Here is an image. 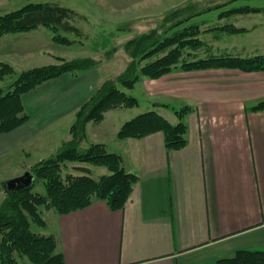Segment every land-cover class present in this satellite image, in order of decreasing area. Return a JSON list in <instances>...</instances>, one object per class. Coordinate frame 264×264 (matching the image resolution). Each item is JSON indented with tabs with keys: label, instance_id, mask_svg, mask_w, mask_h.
Segmentation results:
<instances>
[{
	"label": "crops",
	"instance_id": "0c3cea01",
	"mask_svg": "<svg viewBox=\"0 0 264 264\" xmlns=\"http://www.w3.org/2000/svg\"><path fill=\"white\" fill-rule=\"evenodd\" d=\"M15 2L0 0V13L20 9ZM208 25L199 36L204 53L194 54L196 58H210L207 51L213 48L219 50L213 57L264 54V48H250L248 43L226 48L228 43L213 35L223 33V26ZM43 29L0 40L44 35L45 43L52 42ZM2 45L0 62L17 66L18 59L31 60L35 67L42 58L47 59L44 64L52 60L40 50L25 56L17 50L4 54ZM101 79L97 68L65 74L23 96L27 121L0 133V170L6 167L7 182L52 157L69 141L77 110ZM142 87L148 109L118 125L111 123L109 129L114 133L111 153L121 157L126 172L138 177L124 207L112 210L96 200L66 214L46 209L47 219L41 214L44 233L55 237L64 264H218L241 250L264 251V110H253L264 101V71L177 67L157 79L144 78ZM107 112L100 122L86 125V140L94 131L86 145L103 144L108 151L109 144L99 137L105 132L97 134L96 128ZM147 112L171 125L183 122L185 147L168 149L160 131L139 139L117 138L124 123ZM60 125L62 133L51 135ZM30 151L35 161H22L19 154L30 156ZM85 167L91 174L93 166Z\"/></svg>",
	"mask_w": 264,
	"mask_h": 264
},
{
	"label": "trees",
	"instance_id": "16d2710c",
	"mask_svg": "<svg viewBox=\"0 0 264 264\" xmlns=\"http://www.w3.org/2000/svg\"><path fill=\"white\" fill-rule=\"evenodd\" d=\"M50 6L28 1L20 9L0 16V37L43 27L52 31V41H60L62 38L54 34L57 29L55 24L47 22L50 19L49 14L54 13ZM189 12L191 10H185L184 13L183 10H177L176 13L187 14L182 17L186 21L185 19L195 14L191 12L193 14L189 15ZM157 31L158 29L153 28L149 33H139L124 43L123 49L129 55L125 69L114 78L103 81L77 110L75 122L70 127L69 141L52 157L30 168L29 172L34 176L33 184L13 194L9 193L4 198L0 204V264H64L62 255L57 251L55 237L41 232L45 228L41 208L66 214L83 209L96 200L104 201L112 210H121L124 207L138 177L126 172L121 157L108 152L103 144L86 145L88 123L100 122L108 110L137 105V100L120 87L132 89L139 75L157 79L177 67L186 71L219 68L238 69L243 72L264 71V54L248 58L210 57L182 62L177 66L182 49L192 46L189 44L192 41L190 39L182 40L183 46L139 68L140 58L147 52L148 42L155 39ZM156 42L153 40L152 44ZM200 46L201 41L196 40L194 48ZM117 50L114 47L105 58L108 60L111 58L110 54L113 55ZM94 63L98 66L100 62L84 59L62 66L35 68L21 74L9 86L7 93L0 88V133H8L27 121L28 114L22 104L25 94L62 75L80 74L72 69H79L83 73L91 71L97 67ZM8 66L0 62V80L5 77L2 70H10ZM253 110H264V101L258 103ZM157 131L162 132L168 149L179 150L187 144V126L183 122L171 125L155 112H147L127 121L116 136L118 139H139ZM68 163H73L77 174L71 173ZM82 165L102 167L106 173L92 177L89 169ZM37 180L43 182L44 193L31 192ZM32 224L37 230L32 229ZM218 264H264V251L241 250L232 258L221 260Z\"/></svg>",
	"mask_w": 264,
	"mask_h": 264
},
{
	"label": "rangeland",
	"instance_id": "374dc122",
	"mask_svg": "<svg viewBox=\"0 0 264 264\" xmlns=\"http://www.w3.org/2000/svg\"><path fill=\"white\" fill-rule=\"evenodd\" d=\"M18 1L19 6H17V8H20L29 0H16L15 5ZM37 1L42 4L51 5L50 7L54 10V13L49 14L50 19L47 22L55 24L57 29L54 30V34H58L62 39L60 41H52L51 38L52 42L47 43H45L44 35H32V37L27 36L23 40L18 39L13 42H11L12 40L2 41L1 39L0 42L3 44L1 48L3 49L2 52H4V54H10L12 51L17 50V52L21 54H19L20 56H25L27 52L33 53L40 50L43 53L50 55L52 59L50 63L44 64L47 59L44 60L42 58L37 62L36 65L38 66L35 67L32 66L31 63H33V61L31 60L22 62L21 59H18L16 62L17 66L1 61L2 63L8 64V67H10V70H2L5 72V77L2 79V82H0V88L6 93L9 90V86L14 83L21 74L28 72V70L48 67L50 65L62 66L63 64L76 63L84 59H94L96 62H100L98 66L96 63H94V65L97 66L96 68L102 76V82L112 79L125 69L129 61V55H127L126 50L123 49L124 43L139 33H149L153 28L158 29L157 35L155 39L149 40L147 52H145L143 57L140 58L141 63L139 64V68L154 61L156 58L174 51L175 48L183 46L182 40H192L189 43L192 46L182 49L180 52L181 59L177 66H180L182 62L198 59L194 54L197 53L202 56L204 53L202 41L199 36L202 30L207 28L204 26L205 24H209L208 27L214 25L223 26L225 29L223 30V33L217 31L213 35L217 36V40L226 41V43H228L226 48L228 49L229 47L234 46L233 44L239 46L247 43V45H250V48H264V0ZM177 10H183V13L185 10H191V12L195 14L189 12V15H193L184 21L182 17L187 14H178L176 13ZM56 11L60 14H57ZM6 13L9 12L0 13V16L5 15ZM34 30L35 29L31 31ZM43 30L48 32L50 37L52 36L51 30H47V28ZM28 32L30 31L10 35L27 34ZM153 40H156L157 42L152 44ZM196 40L201 41V46L198 48H194ZM114 47H117L118 50L114 51L113 55L110 54L111 58L107 60L105 57ZM218 51L219 50L214 48L207 51L210 53L207 57H213L212 55ZM28 64L29 66H27ZM72 70L77 72V74L83 73L79 69ZM144 78L146 77L139 75L133 89L120 87L122 91L132 95L138 101V106L133 109L122 108L116 109L115 111L108 110L109 112L105 115L106 120L104 123L99 125V127H96L99 128L97 129V134H100L102 131L108 133L100 134L99 137H101L100 139L105 141V143L109 144V152L113 150L114 137V133H111V131L109 132L111 123L118 125L119 123L126 121L124 119H130L135 113H143L148 109L147 107L149 104L142 87ZM10 91H12V89H10ZM61 129L62 125L52 130L50 134L54 136V134L58 133L60 135L62 133ZM91 134L86 140V144L92 141L93 136ZM19 155L22 161L28 163L35 161L33 153L30 156ZM38 163L39 162L34 163L31 168ZM72 165L73 163H68V167ZM1 169L3 170H0L2 171V173H0V204L3 202L7 194H9L6 187L8 179V174H6L7 169L6 167ZM73 170L77 172L76 169ZM104 173V168L92 167V177H97ZM42 183L41 180H37L31 189V192L44 193ZM41 214L47 219L50 213H48V211L46 212V209L41 208ZM34 228L37 230L32 224V229ZM41 232L44 233V229L41 230Z\"/></svg>",
	"mask_w": 264,
	"mask_h": 264
},
{
	"label": "water",
	"instance_id": "95a60500",
	"mask_svg": "<svg viewBox=\"0 0 264 264\" xmlns=\"http://www.w3.org/2000/svg\"><path fill=\"white\" fill-rule=\"evenodd\" d=\"M34 176L31 172H24L22 175L11 179L6 183L7 190L13 194L20 189L28 188L33 184Z\"/></svg>",
	"mask_w": 264,
	"mask_h": 264
},
{
	"label": "bare ground",
	"instance_id": "6f19581e",
	"mask_svg": "<svg viewBox=\"0 0 264 264\" xmlns=\"http://www.w3.org/2000/svg\"><path fill=\"white\" fill-rule=\"evenodd\" d=\"M88 71V70H87ZM186 113V112H185Z\"/></svg>",
	"mask_w": 264,
	"mask_h": 264
}]
</instances>
